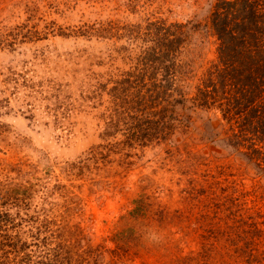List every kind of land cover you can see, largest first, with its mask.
Returning a JSON list of instances; mask_svg holds the SVG:
<instances>
[{"label":"rangeland","instance_id":"obj_1","mask_svg":"<svg viewBox=\"0 0 264 264\" xmlns=\"http://www.w3.org/2000/svg\"><path fill=\"white\" fill-rule=\"evenodd\" d=\"M211 2L0 0V214L11 237L33 244L49 225L79 264H264V177L201 134L209 118L229 126L187 109L190 122L146 144L129 142L130 118L105 134L113 87L140 71V23L205 22ZM217 44L210 28L196 33L186 86Z\"/></svg>","mask_w":264,"mask_h":264},{"label":"trees","instance_id":"obj_2","mask_svg":"<svg viewBox=\"0 0 264 264\" xmlns=\"http://www.w3.org/2000/svg\"><path fill=\"white\" fill-rule=\"evenodd\" d=\"M211 6L205 22L140 23L143 49L134 57L140 71L125 72L113 87L118 115L108 116L105 134L130 118L129 142L146 144L163 138L174 120L190 122V114L188 120L181 117L187 109L210 111L229 127L222 133L209 118L202 136L239 155L264 177V0H212ZM206 28L218 41L217 57L201 75L194 74L189 91L185 83L192 69L183 56L196 33ZM10 217L7 211L0 214V264H79L66 240L49 225L50 236L39 239V233L33 244L16 233L11 237Z\"/></svg>","mask_w":264,"mask_h":264}]
</instances>
